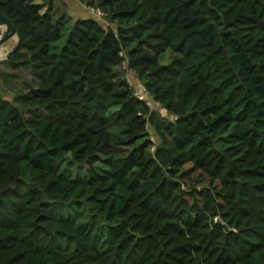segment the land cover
I'll use <instances>...</instances> for the list:
<instances>
[{
  "label": "trees",
  "instance_id": "trees-1",
  "mask_svg": "<svg viewBox=\"0 0 264 264\" xmlns=\"http://www.w3.org/2000/svg\"><path fill=\"white\" fill-rule=\"evenodd\" d=\"M80 2L0 0V264H264V0Z\"/></svg>",
  "mask_w": 264,
  "mask_h": 264
},
{
  "label": "built area",
  "instance_id": "built-area-1",
  "mask_svg": "<svg viewBox=\"0 0 264 264\" xmlns=\"http://www.w3.org/2000/svg\"><path fill=\"white\" fill-rule=\"evenodd\" d=\"M85 9L89 12L91 17L96 18L99 22L104 24L105 26L109 25V22L105 19L106 13L98 7L86 6ZM5 34V27L0 24V38ZM14 47H10L3 54L0 55V62L6 60L8 58L9 53L13 51ZM120 55L122 57L121 68L125 71L124 79L128 86L132 89L133 95L136 99L145 103L146 106L149 107L150 110H157L161 108V104L159 101L155 100L147 91L145 85L141 81V79L129 69V59L128 55L122 50L120 51ZM150 140L155 141V137L153 133H150ZM150 150H154V145L150 147ZM215 222L218 221V217H214Z\"/></svg>",
  "mask_w": 264,
  "mask_h": 264
},
{
  "label": "rangeland",
  "instance_id": "rangeland-1",
  "mask_svg": "<svg viewBox=\"0 0 264 264\" xmlns=\"http://www.w3.org/2000/svg\"><path fill=\"white\" fill-rule=\"evenodd\" d=\"M62 2H63L62 0H56V3L58 5L61 4ZM63 3H65V2H63ZM65 7H66L67 12H68V8H67L66 3H65ZM68 14H69V12H68ZM4 96L9 98V96L7 94L4 95ZM38 110L41 113H44L42 109H38ZM158 110H160V108H158L157 111ZM148 128H149L150 132H153L150 127H148ZM96 166H97L99 171H104L105 170L104 165L102 163H100V162L96 163ZM86 168H87L86 165H77V164L73 163L71 160L66 158V159H64L61 162L59 170H60L61 175L66 177V178H68V179L80 180V179H85L86 178Z\"/></svg>",
  "mask_w": 264,
  "mask_h": 264
},
{
  "label": "crops",
  "instance_id": "crops-1",
  "mask_svg": "<svg viewBox=\"0 0 264 264\" xmlns=\"http://www.w3.org/2000/svg\"><path fill=\"white\" fill-rule=\"evenodd\" d=\"M66 3L68 12L73 20L78 18H87L90 17L89 12L85 9V5L80 2V0H62ZM45 7L43 6L42 11H44ZM6 43V44H5ZM16 44V36L13 35L9 37L6 41H4L0 45V55L3 54L10 47H14Z\"/></svg>",
  "mask_w": 264,
  "mask_h": 264
},
{
  "label": "water",
  "instance_id": "water-1",
  "mask_svg": "<svg viewBox=\"0 0 264 264\" xmlns=\"http://www.w3.org/2000/svg\"><path fill=\"white\" fill-rule=\"evenodd\" d=\"M0 18L6 23V25L10 28L8 33H5L3 37L0 38V45L6 41L9 37H11L14 33V28L9 19H7L3 14L0 13Z\"/></svg>",
  "mask_w": 264,
  "mask_h": 264
}]
</instances>
